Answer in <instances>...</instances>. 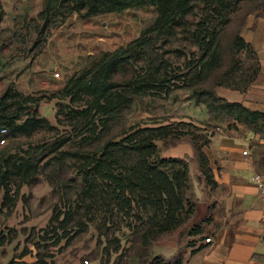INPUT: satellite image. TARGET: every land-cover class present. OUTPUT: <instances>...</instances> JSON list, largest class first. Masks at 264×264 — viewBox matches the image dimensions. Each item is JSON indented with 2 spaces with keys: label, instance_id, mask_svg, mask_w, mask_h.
<instances>
[{
  "label": "rangeland",
  "instance_id": "rangeland-1",
  "mask_svg": "<svg viewBox=\"0 0 264 264\" xmlns=\"http://www.w3.org/2000/svg\"><path fill=\"white\" fill-rule=\"evenodd\" d=\"M0 5V100L13 89L24 98L22 108L19 98L6 102L11 117L21 116L18 125L35 117L31 114L35 110L37 118L49 123L16 137L6 138L0 132V141L7 140L0 145V161L41 163L25 184L19 178L9 182L6 206H2L5 191L0 192V264H155L157 258L164 264H184L201 236L208 235L211 208L207 214L205 203L217 185L202 173L194 143L250 131L253 146L264 151V124L247 126L228 112L210 113V99L200 94L215 91L226 71L243 69L238 76L244 75L242 84L246 82L250 58L234 54L231 45L251 8L236 13L222 33L218 53L223 69L207 81L196 82L199 69L193 67L203 50L182 35L154 37L145 56L132 55L112 77L120 85L149 79L154 85L148 93L133 95L123 86L119 91L132 100L118 108L116 116L104 119L93 114L83 119L71 111L85 110L89 97L72 103L63 94L65 87L73 78L93 75L114 55L126 60L139 50L137 40L158 20L155 9L90 19L74 13L51 19L45 26L44 0H0ZM147 128L154 130L138 138L155 139L161 157L182 158L188 175L182 185L184 207L177 213L181 225L171 232L155 229L157 239L145 242L144 228L151 225L155 210H144L133 196H127L132 208L116 207L107 188L87 191L83 176L86 158L105 141ZM255 155L263 161L261 153ZM182 167L165 170L172 176ZM163 210L159 219L168 215V208ZM198 227L201 236L194 235Z\"/></svg>",
  "mask_w": 264,
  "mask_h": 264
},
{
  "label": "trees",
  "instance_id": "trees-1",
  "mask_svg": "<svg viewBox=\"0 0 264 264\" xmlns=\"http://www.w3.org/2000/svg\"><path fill=\"white\" fill-rule=\"evenodd\" d=\"M249 7L250 12L243 19L252 14L264 11V0H44V10L41 17L45 20V26L51 19L77 13L81 18L90 19L100 15L123 13L129 10L153 8L158 14L157 22L137 40L139 50L133 51L126 60L125 57L116 54L107 62L99 65L93 75L73 78L65 87L63 94L70 98L72 103L83 96H88V107L83 111H71L75 118L87 119L93 114L105 118H113L118 113V108L129 103L132 99L119 91L123 86L133 95L147 94L154 85L148 80L142 82H129L120 85L112 81L115 72L123 68L132 55L145 56L155 37L172 39L182 35L190 44L204 51V54L194 64L198 70L196 82L207 81L213 73L223 69L221 55L218 53L220 39L224 30L231 24L233 16L243 7ZM1 10V5H0ZM2 19L0 13V21ZM242 30V29H241ZM234 54H247L252 66L247 68V80L242 81L244 75L241 71H226L217 86H224L233 90L244 92L256 81L260 73V63L257 54L251 44L247 43L237 34L231 45ZM128 62V61H127ZM243 74V73H240ZM201 97L207 96L210 113L218 111L228 112L234 121L247 126L264 124V112L252 111L241 103L228 102L217 95L214 90L201 91ZM19 98L20 107L24 98L13 89H8L0 100V132L6 138L16 137L30 130L31 127L49 126L47 120L37 118V110L32 111L35 117L28 118L23 124L18 125L21 116L15 118L7 113L9 99ZM71 114V113H69ZM95 127V125L93 124ZM154 129H139L121 140H108L91 155L86 158L87 170L84 172L83 182L88 191L99 192L107 188V194L114 206L132 208L133 196L144 210L154 209L155 213L150 218L151 225L144 228V240L148 242L152 237L157 239L154 231L171 232L181 225L179 220L180 210L183 209L182 185L187 181L188 165L181 158H163L160 156V148L149 135L138 138L144 132H152ZM211 141L206 139L202 144L194 143V150L200 160V168L207 179L215 180L210 167L209 159L203 148L209 146ZM56 152V150H54ZM40 161L22 159L13 161L5 159L0 161V192L5 191L3 205L6 206L9 182L19 178L22 184L34 176L40 167ZM181 165L179 171H174L172 176L165 170L167 166ZM102 193V192H101ZM168 215L158 218L164 208ZM121 208V210H123ZM202 230L198 227L194 235H200ZM155 236V237H154ZM198 250H194L192 254ZM155 264H164L160 258L155 259Z\"/></svg>",
  "mask_w": 264,
  "mask_h": 264
},
{
  "label": "crops",
  "instance_id": "crops-1",
  "mask_svg": "<svg viewBox=\"0 0 264 264\" xmlns=\"http://www.w3.org/2000/svg\"><path fill=\"white\" fill-rule=\"evenodd\" d=\"M241 36L257 54L258 78L244 92L224 86L215 91L228 102L264 112V11L246 18ZM253 138L250 131L245 136H219L203 148L217 185L205 203L207 214L211 208L208 235H200L184 264H264V197L252 182L255 174L264 175V151L253 146ZM255 153H261L263 161ZM207 238L212 243H206ZM194 250L198 251L192 254Z\"/></svg>",
  "mask_w": 264,
  "mask_h": 264
},
{
  "label": "built area",
  "instance_id": "built-area-1",
  "mask_svg": "<svg viewBox=\"0 0 264 264\" xmlns=\"http://www.w3.org/2000/svg\"><path fill=\"white\" fill-rule=\"evenodd\" d=\"M2 133H7V130L4 128L2 129L1 131ZM6 138L3 139L2 141H0V145L1 146H4L6 144ZM249 154L248 150H245L243 151V155L244 156H247ZM252 182L256 185L257 189H258V192H259V195L261 197H264V175L262 174H255L253 177H252ZM206 243H212V239L210 238H207L205 240ZM86 264H88V262H86Z\"/></svg>",
  "mask_w": 264,
  "mask_h": 264
}]
</instances>
